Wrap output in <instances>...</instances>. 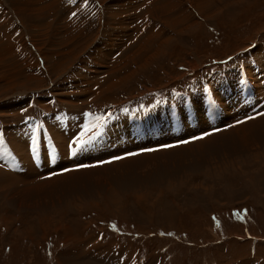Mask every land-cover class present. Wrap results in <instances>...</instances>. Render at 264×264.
I'll return each instance as SVG.
<instances>
[{
	"label": "rangeland",
	"instance_id": "374dc122",
	"mask_svg": "<svg viewBox=\"0 0 264 264\" xmlns=\"http://www.w3.org/2000/svg\"><path fill=\"white\" fill-rule=\"evenodd\" d=\"M17 1L0 0V264H264V111L262 140L234 149L248 102L195 109L219 88L248 95L249 77L264 95V0ZM197 119L222 145L201 167L92 197L32 189L66 166L57 131L81 140L72 164L97 167L127 121L182 139Z\"/></svg>",
	"mask_w": 264,
	"mask_h": 264
},
{
	"label": "bare ground",
	"instance_id": "6f19581e",
	"mask_svg": "<svg viewBox=\"0 0 264 264\" xmlns=\"http://www.w3.org/2000/svg\"><path fill=\"white\" fill-rule=\"evenodd\" d=\"M146 1L147 0H142L140 2L145 3ZM26 2H28L29 6H31V8L33 9L32 10L31 8H29V11L35 14L37 11H39L33 7V5H35L33 0H27ZM136 8H139V6H136ZM127 9L129 11L132 8L127 4ZM43 11L44 10L41 9L39 15ZM107 14L109 15L110 12L107 11ZM127 20L128 17H126L124 23H126ZM11 46L12 45L10 44V47ZM107 57L108 55H105V58ZM247 82L248 84L251 85V86L249 85L248 95L245 96L242 91L234 92V89L229 91H224L223 88H219V90L216 89L217 90L216 92L214 91L215 92L214 95L210 96L211 99L208 96H205L203 100L196 101L195 103L196 112H200V115L203 114L207 108V105H209L212 102H215L223 106H231L232 110L240 111L242 110V104L248 102L247 118L249 117L250 119V116L259 117V115L264 111V95L255 86L254 81L251 77L247 79ZM101 90L102 91L110 90L112 92L113 85L106 86L104 84L101 86L100 89L97 90V92L92 90L93 91L92 94L95 96L98 93V95L102 96L104 92L102 93ZM220 92H221V97L219 96L217 99L216 97ZM182 98H187V96ZM256 100L259 101L256 102ZM235 118H236L235 121L238 122L245 120L241 118L240 114H236ZM141 121L142 119L138 120V122ZM138 122L127 121L123 125L124 130L122 131L121 134L112 137L109 141H105L103 139L102 145L111 147L112 151L116 149V147L118 148V145H120L119 142H117V139H122L123 144L119 146V150L113 151L112 155L107 156L106 165L97 166V167L93 166L95 163L89 160H86L83 163H79V164H72L76 162L74 158L76 153L73 154V151L79 147L77 146L78 144L76 145V143L78 142L80 143L81 140L75 134L74 135L71 134L72 137H70L69 133L60 135L62 133L57 131L58 129H63L64 130L63 133H65L70 128V125L64 127L62 125L61 128L54 127L53 130L54 132L57 131L56 136L60 144L61 150L59 152H63L61 154L62 161L63 163H65L66 165L65 168L67 169L64 168L62 172L57 173L59 174V176L57 177L49 178L47 180H44L43 182H40L37 186L34 187L32 186V189H37L39 192H41V194L42 193L56 194L62 191L63 193L66 192L68 194H73L78 197L79 196L92 197L96 194L95 193L96 191L97 193H99L101 191L107 190L108 189L107 187L111 186L112 184L119 185V187L129 186V188L135 189L138 188V186L144 185V183L156 184L157 182H162L163 179L165 180L164 177H169V174L174 169H178L179 167L180 168H182V166H187L190 168L201 167L203 166V164L207 163L208 161L207 159L209 158L208 156L211 154V152L216 153L217 151H219L218 147L220 148L222 146L220 143L217 142L218 137H215V135L206 136V134H204L206 133V131L205 132L202 131L200 133H195V132L193 133V131L197 130L198 127H202V125L203 126L205 125L206 123L205 119H197L198 122L197 126H195L194 123L193 124L189 123L186 126V131L182 130L180 132V134L185 135V137L182 139L181 138L170 139L169 134L165 135L164 131L159 132L157 130V126L153 121L147 120V122L144 121L145 122L144 124H140ZM181 125H182L181 127H183V124ZM238 128L239 129H235V134L231 136V138L237 139L236 145L233 146L234 149L236 146L240 147V143L246 138H248L249 143L252 145L253 143H256V141L262 140L261 137L257 136L256 134L259 132H263V126L260 125L255 127L251 119L243 124H240ZM145 139H150L154 141L156 145L143 144ZM184 139L185 140L188 139L189 144L184 145L180 143L182 146L176 145L177 144L176 142L182 141ZM69 143H71L72 145L71 144L69 145ZM226 143L231 144L229 140L225 139L224 144ZM15 145H18V142H16ZM72 147H74L73 151H71ZM86 148L87 147H84L83 151ZM88 148L92 149L91 147ZM121 151L124 153L122 154L124 157L120 154ZM65 160H67V162ZM70 168L74 169L75 171L71 170ZM31 171L33 173L28 176L29 178H27L26 183L32 181L33 179H36L35 174L37 173V170L35 168H32ZM52 172H57V171L55 170ZM1 174L2 173L0 172V175ZM38 175H41L42 177V174H38ZM41 177L39 180H41ZM0 180L2 183H5V185L7 186L11 185V179L9 177L8 178L0 177ZM31 185L33 184H30V186ZM64 196L62 199H64Z\"/></svg>",
	"mask_w": 264,
	"mask_h": 264
},
{
	"label": "crops",
	"instance_id": "0c3cea01",
	"mask_svg": "<svg viewBox=\"0 0 264 264\" xmlns=\"http://www.w3.org/2000/svg\"><path fill=\"white\" fill-rule=\"evenodd\" d=\"M123 262H125V261H123ZM123 264H125V263H123Z\"/></svg>",
	"mask_w": 264,
	"mask_h": 264
}]
</instances>
